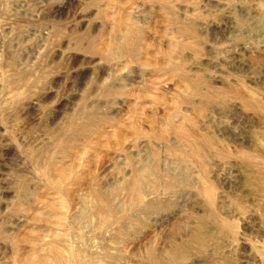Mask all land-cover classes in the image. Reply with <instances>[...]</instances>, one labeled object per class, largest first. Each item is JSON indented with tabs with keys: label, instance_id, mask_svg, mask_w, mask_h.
Wrapping results in <instances>:
<instances>
[{
	"label": "rangeland",
	"instance_id": "374dc122",
	"mask_svg": "<svg viewBox=\"0 0 264 264\" xmlns=\"http://www.w3.org/2000/svg\"><path fill=\"white\" fill-rule=\"evenodd\" d=\"M0 264H264V0H0Z\"/></svg>",
	"mask_w": 264,
	"mask_h": 264
}]
</instances>
